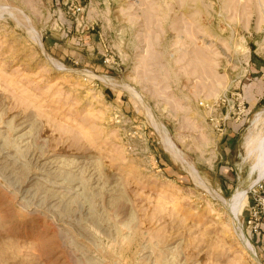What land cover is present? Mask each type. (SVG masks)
<instances>
[{
  "label": "rangeland",
  "instance_id": "obj_1",
  "mask_svg": "<svg viewBox=\"0 0 264 264\" xmlns=\"http://www.w3.org/2000/svg\"><path fill=\"white\" fill-rule=\"evenodd\" d=\"M263 80L264 0H0V264H264Z\"/></svg>",
  "mask_w": 264,
  "mask_h": 264
},
{
  "label": "built area",
  "instance_id": "obj_2",
  "mask_svg": "<svg viewBox=\"0 0 264 264\" xmlns=\"http://www.w3.org/2000/svg\"><path fill=\"white\" fill-rule=\"evenodd\" d=\"M202 105L203 104L201 103L200 106ZM215 123L218 124L217 121ZM249 195L250 201L246 208L245 224L246 228L248 229L249 235L253 237L251 238L253 240L260 235L262 228L264 227V176L246 195L247 200L249 198Z\"/></svg>",
  "mask_w": 264,
  "mask_h": 264
},
{
  "label": "bare ground",
  "instance_id": "obj_3",
  "mask_svg": "<svg viewBox=\"0 0 264 264\" xmlns=\"http://www.w3.org/2000/svg\"><path fill=\"white\" fill-rule=\"evenodd\" d=\"M260 152H261V153H260L261 155H260V158L258 159V160H259L258 165H259V166L261 165V166H260V171H259V172H260V173H259V174H260L259 177L261 178V177L264 176V143L260 146ZM249 154H250V153H249ZM258 165H257V166H258ZM259 166H258V167H259ZM254 183H255V182H254ZM236 195H238V194H236ZM236 195H235V196H236ZM239 195H240V194H239ZM242 196H243V195H242ZM242 196H240V197H242ZM233 199H234V197H233ZM239 199H241V198H239V197L236 198V197H235V200H236V201H238ZM242 200H243V199H242ZM230 201H231V200H230ZM234 203H235V201H234ZM234 205H235V204H234ZM234 205H233V209H234ZM230 207H231V205L229 206V208H230ZM238 207H239V204H238ZM237 209H238V208H237ZM240 233H241V232H240ZM240 235H241V234H240ZM241 242H242V241H241ZM245 246L247 247L248 250H251V248H252L248 243H245ZM251 252H252V251H251Z\"/></svg>",
  "mask_w": 264,
  "mask_h": 264
},
{
  "label": "crops",
  "instance_id": "obj_4",
  "mask_svg": "<svg viewBox=\"0 0 264 264\" xmlns=\"http://www.w3.org/2000/svg\"><path fill=\"white\" fill-rule=\"evenodd\" d=\"M262 98L259 97L257 99V104H258V102H260V100ZM250 237H251V235H250ZM251 238H253V237H251ZM253 241L257 245V247L260 250V252H263L264 253V227L262 228V231H261L260 235L256 239H253ZM263 256H264V254H263Z\"/></svg>",
  "mask_w": 264,
  "mask_h": 264
},
{
  "label": "trees",
  "instance_id": "obj_5",
  "mask_svg": "<svg viewBox=\"0 0 264 264\" xmlns=\"http://www.w3.org/2000/svg\"><path fill=\"white\" fill-rule=\"evenodd\" d=\"M263 100H264V98H263ZM263 100H262V101H263Z\"/></svg>",
  "mask_w": 264,
  "mask_h": 264
}]
</instances>
